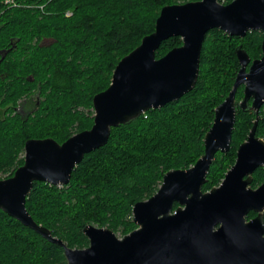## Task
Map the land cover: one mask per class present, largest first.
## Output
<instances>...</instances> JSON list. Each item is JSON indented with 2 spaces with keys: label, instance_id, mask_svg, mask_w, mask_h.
<instances>
[{
  "label": "trees",
  "instance_id": "trees-1",
  "mask_svg": "<svg viewBox=\"0 0 264 264\" xmlns=\"http://www.w3.org/2000/svg\"><path fill=\"white\" fill-rule=\"evenodd\" d=\"M194 1L0 0V179L23 165L26 141L61 144L90 129L93 97L109 87L118 62L154 31L161 9ZM232 1L218 0L222 5ZM261 42L258 31L244 38L209 31L193 90L112 128L108 143L84 156L67 185L34 182L25 201L34 222L69 249L88 247L82 232L87 225L123 236L135 230L133 206L154 195L168 171L188 169L202 156L214 110L239 70L237 47L253 61L261 57ZM181 45L179 37L169 38L155 57ZM35 94L40 104L27 119L13 114L12 104ZM242 97L243 86L235 103ZM254 120L252 111L236 108L230 149L215 155L203 192L218 186L234 165ZM255 135L264 140V106ZM262 182L264 169H259L252 187ZM254 216L249 213L247 219ZM0 264H66V259L61 246L0 211Z\"/></svg>",
  "mask_w": 264,
  "mask_h": 264
},
{
  "label": "water",
  "instance_id": "water-1",
  "mask_svg": "<svg viewBox=\"0 0 264 264\" xmlns=\"http://www.w3.org/2000/svg\"><path fill=\"white\" fill-rule=\"evenodd\" d=\"M211 30L238 38L261 32L262 54L251 61L237 47L239 70L227 97L214 110L202 156L188 169L168 171L157 192L133 206L135 230L117 238L108 228L87 225L82 232L88 247L67 248L27 212L25 201L33 183L67 185L84 156L108 143L112 128L192 91L202 45ZM172 37H179L182 45L157 59L161 43ZM241 86L243 97L236 104ZM92 103L90 129L62 144L53 139L25 142L23 165L0 180V211L61 246L66 264H264V183L250 187L253 172L264 167V140L255 135L264 105V0H233L227 5L198 0L163 7L154 31L118 62L109 87ZM237 107L254 112L253 126L221 183L203 192L215 155L230 149ZM250 212L256 216L247 220Z\"/></svg>",
  "mask_w": 264,
  "mask_h": 264
},
{
  "label": "flooded vegetation",
  "instance_id": "flooded-vegetation-1",
  "mask_svg": "<svg viewBox=\"0 0 264 264\" xmlns=\"http://www.w3.org/2000/svg\"><path fill=\"white\" fill-rule=\"evenodd\" d=\"M33 97V96H32ZM32 97H30V98H23V99H20V100H18L17 101V103L16 104H12L11 105V110H12V112H13V114L14 115H16L19 119H27V117L33 112V111H35V107H37V106H39V104H40V101H39V98L37 97L36 98V101H33L32 100ZM251 101L252 100H250L249 101V104H251ZM264 106V105H263ZM262 106V107H263ZM261 107V108H262ZM261 108H260V110H261ZM260 110H259V112H260ZM254 113V112H253ZM255 115V114H254ZM259 169H264V167H261V168H257L254 172H253V174L251 175L252 176V182H253V176H254V174L259 170ZM252 182H251V184H250V187L252 188V189H256V188H258L260 185H262L264 182H262L261 184H259V185H257L256 187H252ZM251 213V212H250ZM264 213V212H263ZM255 216H256V214H255ZM254 216V217H255ZM253 217V218H254ZM252 219V218H251ZM247 220H250V219H247Z\"/></svg>",
  "mask_w": 264,
  "mask_h": 264
},
{
  "label": "rangeland",
  "instance_id": "rangeland-1",
  "mask_svg": "<svg viewBox=\"0 0 264 264\" xmlns=\"http://www.w3.org/2000/svg\"><path fill=\"white\" fill-rule=\"evenodd\" d=\"M36 98H37V97H36V94H35V95L32 97V100H33V101H36ZM0 116H1V115H0ZM61 144H62V143H61ZM23 156H24V153H23ZM5 176H6V175H5ZM5 176H2L0 180L7 179V178H5ZM222 180H223V179H222ZM215 187H217V186H215ZM115 235H116L117 238H122V237H123V235H121V234H115Z\"/></svg>",
  "mask_w": 264,
  "mask_h": 264
},
{
  "label": "built area",
  "instance_id": "built-area-1",
  "mask_svg": "<svg viewBox=\"0 0 264 264\" xmlns=\"http://www.w3.org/2000/svg\"><path fill=\"white\" fill-rule=\"evenodd\" d=\"M68 15H70V14H68Z\"/></svg>",
  "mask_w": 264,
  "mask_h": 264
}]
</instances>
